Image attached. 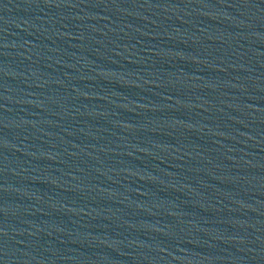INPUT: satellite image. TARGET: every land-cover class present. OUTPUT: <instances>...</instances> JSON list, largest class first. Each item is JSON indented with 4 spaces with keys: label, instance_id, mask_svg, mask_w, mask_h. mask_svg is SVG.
<instances>
[{
    "label": "water",
    "instance_id": "water-1",
    "mask_svg": "<svg viewBox=\"0 0 264 264\" xmlns=\"http://www.w3.org/2000/svg\"><path fill=\"white\" fill-rule=\"evenodd\" d=\"M0 264H264V0H0Z\"/></svg>",
    "mask_w": 264,
    "mask_h": 264
}]
</instances>
